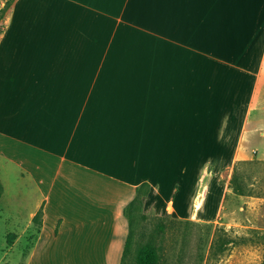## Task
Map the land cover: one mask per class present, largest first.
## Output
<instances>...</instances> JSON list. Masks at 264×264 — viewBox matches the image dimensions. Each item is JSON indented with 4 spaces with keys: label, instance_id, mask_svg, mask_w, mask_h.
<instances>
[{
    "label": "crops",
    "instance_id": "1",
    "mask_svg": "<svg viewBox=\"0 0 264 264\" xmlns=\"http://www.w3.org/2000/svg\"><path fill=\"white\" fill-rule=\"evenodd\" d=\"M4 24L0 225L42 210L25 264H121L142 183L144 211L207 219L264 138V0H14Z\"/></svg>",
    "mask_w": 264,
    "mask_h": 264
},
{
    "label": "rangeland",
    "instance_id": "2",
    "mask_svg": "<svg viewBox=\"0 0 264 264\" xmlns=\"http://www.w3.org/2000/svg\"><path fill=\"white\" fill-rule=\"evenodd\" d=\"M13 2L0 0V33ZM249 135L254 158L238 162L217 179L215 186H211V191L201 201L207 219H177L143 210L134 218L125 264H137V250L150 239L157 249L158 264L264 262V138L255 136L252 131ZM233 175L244 195H237L231 188ZM5 176L3 173L2 177ZM1 185L0 221H4L1 211L4 187ZM222 192L226 196L222 197ZM4 226L0 225V264H25L38 223H33V228L21 234L9 233V227Z\"/></svg>",
    "mask_w": 264,
    "mask_h": 264
},
{
    "label": "trees",
    "instance_id": "3",
    "mask_svg": "<svg viewBox=\"0 0 264 264\" xmlns=\"http://www.w3.org/2000/svg\"><path fill=\"white\" fill-rule=\"evenodd\" d=\"M230 186L233 189L234 193L237 195H244L243 190L241 189L240 185L236 183L235 175L232 176L230 181ZM3 188L0 182V196L2 194ZM150 192V186L148 183H142L136 188L135 197L133 200L127 205V207L124 210V214L129 222V234L127 241L125 243V249L123 252V257L121 264H125L127 252L130 248L131 239H132V226L134 218L136 217V214H140L143 212L144 207V198L148 196ZM41 218H42V210L40 209L34 219L33 223H38L37 230L39 229V226L41 225ZM163 225H161L160 228H162ZM136 262L137 264H158L159 262V256L157 254V249L155 246H153V243L151 239L146 243L144 246H140L137 250V256H136ZM264 264V262L262 263Z\"/></svg>",
    "mask_w": 264,
    "mask_h": 264
}]
</instances>
